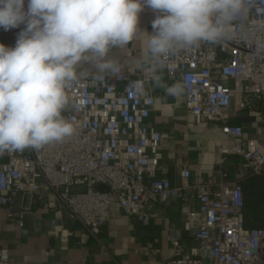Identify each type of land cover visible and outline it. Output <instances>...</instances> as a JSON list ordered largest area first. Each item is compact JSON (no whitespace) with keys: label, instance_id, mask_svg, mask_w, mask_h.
<instances>
[{"label":"built area","instance_id":"obj_1","mask_svg":"<svg viewBox=\"0 0 264 264\" xmlns=\"http://www.w3.org/2000/svg\"><path fill=\"white\" fill-rule=\"evenodd\" d=\"M259 21H264V0H256L243 18L250 26ZM255 48L254 42L202 43L164 61L168 76L189 84L183 98L194 122L215 124L228 140L219 153L222 161L235 159L234 168L220 163L206 176L193 177L181 166L176 182L159 177L163 136L148 122L154 106L147 88L151 74L121 67L93 82L97 72H87L84 84L66 89L70 104L62 115L75 127L71 137L0 156L6 222L23 225V209L11 206L27 194L49 210L65 209L103 248L100 234L113 200L122 214L141 223L149 221L151 203L176 205L191 245L185 249L172 240V256L158 264H264V226L246 224L243 191L245 181L264 176V144L244 138L243 126L229 123L236 111L264 104V54ZM134 81L143 82L144 95L135 93ZM8 261L9 251L0 245V264Z\"/></svg>","mask_w":264,"mask_h":264},{"label":"clouds","instance_id":"obj_2","mask_svg":"<svg viewBox=\"0 0 264 264\" xmlns=\"http://www.w3.org/2000/svg\"><path fill=\"white\" fill-rule=\"evenodd\" d=\"M256 0H0V28H18L14 48L0 44V156L6 152L39 150L75 133L62 113L70 98L66 89L85 83L87 72L78 65L92 63L98 70L93 82L106 72L117 74L121 65L106 59L111 48L124 49L145 37L146 67L154 88L180 97L187 80L163 83L165 59L202 43L254 42L264 54V21L248 25ZM144 7L160 13L153 34L138 28ZM144 95L142 81L130 85Z\"/></svg>","mask_w":264,"mask_h":264},{"label":"crops","instance_id":"obj_3","mask_svg":"<svg viewBox=\"0 0 264 264\" xmlns=\"http://www.w3.org/2000/svg\"><path fill=\"white\" fill-rule=\"evenodd\" d=\"M27 10V0H25ZM155 12L144 7L139 14L138 28L151 35ZM25 25L4 31L0 28V44L14 48L20 31ZM145 37L134 39L124 49L109 50L106 59L119 62L122 68L146 65ZM77 70L97 72L90 62L82 61ZM163 83L172 85L179 81L162 71ZM154 98L149 124L162 133L160 160L157 175L177 181V172L186 166L193 177H204L216 165L222 163L234 168L235 159L222 161L219 145L226 142L219 127L210 122L197 124L187 113L183 95L168 96L163 88L147 85ZM230 124L242 125L244 138H256L264 144V104L255 102L252 107L236 111ZM235 173L231 172V176ZM252 179L247 180V184ZM17 198L11 209H23V225L6 222L7 208L0 207V245L9 251L8 264H158L172 256V240H177L186 249L191 245L190 234L180 228V213L176 205L164 206L151 203L147 223L122 214L116 201H112L109 217L102 227L100 242L95 243L85 230L63 208L49 210L35 197L28 207ZM147 243L151 248H147Z\"/></svg>","mask_w":264,"mask_h":264},{"label":"rangeland","instance_id":"obj_4","mask_svg":"<svg viewBox=\"0 0 264 264\" xmlns=\"http://www.w3.org/2000/svg\"><path fill=\"white\" fill-rule=\"evenodd\" d=\"M255 180L256 186L244 191L245 214L252 218L253 225L264 226V176Z\"/></svg>","mask_w":264,"mask_h":264},{"label":"trees","instance_id":"obj_5","mask_svg":"<svg viewBox=\"0 0 264 264\" xmlns=\"http://www.w3.org/2000/svg\"><path fill=\"white\" fill-rule=\"evenodd\" d=\"M258 178H260V177L253 178L247 184H243V191L250 190L253 188V186H256V183H255L256 180L255 179H258ZM245 222H246V224H253L252 218L247 216L246 214H245Z\"/></svg>","mask_w":264,"mask_h":264},{"label":"water","instance_id":"obj_6","mask_svg":"<svg viewBox=\"0 0 264 264\" xmlns=\"http://www.w3.org/2000/svg\"><path fill=\"white\" fill-rule=\"evenodd\" d=\"M99 189L100 190H102V191H106V187H104V186H99ZM29 202H30V196L29 195H24V197H23V203H22V205H23V207H28L29 206ZM209 256H211V252H208L207 253Z\"/></svg>","mask_w":264,"mask_h":264}]
</instances>
